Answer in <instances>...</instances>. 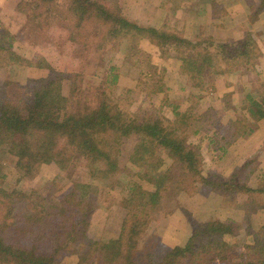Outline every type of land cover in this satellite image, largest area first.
<instances>
[{
    "label": "trees",
    "instance_id": "obj_1",
    "mask_svg": "<svg viewBox=\"0 0 264 264\" xmlns=\"http://www.w3.org/2000/svg\"><path fill=\"white\" fill-rule=\"evenodd\" d=\"M109 1L111 6L106 0H18L14 11L39 31L49 27L55 19L64 26L69 19L66 24L69 38L86 48L92 46L90 25H100L99 29L104 28L111 40L127 35L140 39L148 32L159 49V57L183 61L180 75L187 78L186 83L189 80L190 88L198 87L199 91L212 87L203 80L206 66H216L219 60L227 62L229 57L232 60L229 64L238 72L239 67L253 69L260 59V50L249 37L235 42V48L229 52L228 44L221 40L210 37L188 40L181 34L141 25L120 15L119 5ZM191 2L164 0L172 13ZM259 3V10L264 11V0ZM96 31L97 27L93 35ZM18 40L24 41L21 31L6 30L0 21V55L4 54L0 66L14 63L43 67L44 63H31L14 50ZM94 44L102 47V44ZM99 60L103 58L99 56ZM139 62V58L133 61ZM149 73L144 74L141 68V76L147 78ZM105 75L106 80L94 89L85 86L79 75L72 78L59 70L52 76L27 78L24 83L8 78L0 84V261L60 264L57 256L68 243H83L78 263L136 264L132 252L137 237L145 231V222L131 213L123 217L117 237L85 240L93 210V196L87 192L92 182L76 183L74 188L79 192L72 186L61 194L56 193L60 189L51 186L41 199L16 187L21 179L34 176L44 164H55L65 170L76 154L90 160L91 177L103 187L121 185L127 189L126 206L142 202L157 206L172 183L188 188L191 193L204 184L212 193L223 197L225 203L244 189V185L236 183L234 174L229 179H221L215 177V173L204 172L199 145L188 142L187 132L191 126L195 127L194 135L203 130L204 114L203 118L192 115L190 106L181 111L177 105H173L175 119L172 122L156 112L131 113L130 101L121 103L113 98L110 83L116 77L107 71ZM67 80H70L68 87L64 88ZM179 87L187 89L184 84ZM164 89L163 84H159L154 91L162 93ZM243 98L235 108L253 122H264V92L258 96L249 92ZM212 123L214 118L208 124ZM204 129L209 131V128ZM130 135L138 136L130 162L138 166L139 177L142 182L149 183L150 188H143L136 182L121 184L114 179L120 171L117 162L120 147ZM208 139L210 144L216 143L211 136ZM247 189L250 204L264 208L263 199L256 195H264V186ZM236 215L242 220L240 224L227 219L195 226L191 220L192 228L183 242L160 255L149 254L146 264H232L223 247V237L242 233L246 219L243 221V215ZM246 234L245 252L241 255L247 251L255 258L248 259L246 264H264V227L252 232L247 229Z\"/></svg>",
    "mask_w": 264,
    "mask_h": 264
},
{
    "label": "rangeland",
    "instance_id": "obj_2",
    "mask_svg": "<svg viewBox=\"0 0 264 264\" xmlns=\"http://www.w3.org/2000/svg\"><path fill=\"white\" fill-rule=\"evenodd\" d=\"M17 1L0 0V21L6 30L21 31L24 41H16L14 50L31 63L40 61L44 66L6 63L0 66V84L8 78L24 83L27 78L52 76L59 70L72 78L79 75L85 86L94 89L106 80L104 71H107L116 77L110 83L113 98L121 103L130 101L131 107L128 109L131 113L142 115L156 112L155 114L169 118L172 122L175 119L173 105L179 106L181 111L190 106L192 115L198 114L203 118L204 114V128H209V131L203 128L195 135L194 126L187 131L188 142L193 146L199 145L204 172L215 173L214 176L221 179H229L234 174V180L237 184L244 185V189L234 194V199L230 202L225 203L223 197L212 193L204 184H200L198 190L191 193L188 188L172 183L157 206L143 202L126 206L127 189L121 185L113 188L103 187L100 181L91 177L90 160L77 154L65 170H60L55 164H44L34 176L21 179L16 187L41 199L51 186L60 189L56 193L61 194L72 186L75 192H79L74 188L76 183L87 185L92 182L87 192L92 193L93 210L85 240L98 241L117 237L123 217L131 213L145 222V231L137 237L132 252L136 264H146L149 254L160 255L183 242L192 228V222L196 226L210 220L229 219L240 224L242 220L240 221L236 214L243 215V221H246L239 236L223 237L228 261L232 264H246L248 259H255L250 256V252L246 251L244 256L241 254L245 252L244 245L248 239L246 230L252 232L258 227H264V208L258 209L256 205L250 204L247 197L249 189L245 188L258 189L264 186L261 172L263 161H260L262 152L254 148V140H248L247 134L244 135L254 123L251 125L246 120L245 113L235 106H240L244 95L249 92L254 96L264 92V70H255L254 63L253 69L239 67L236 72L229 64L232 60L227 57V62L219 60L216 66L205 67L203 80L212 87L199 91L198 87L190 88L187 84L189 80L186 83L187 78L180 75L183 61L159 57V49L148 32L141 35L140 39L127 35L111 40L104 28L99 29L100 25H90L89 40L93 47L86 48L69 38L70 33L66 25L69 19L64 22L65 26L55 19L49 27L39 31L24 17L15 13L14 5ZM152 1L112 0L119 5L120 15L141 25H144L142 21L148 22L145 19L147 16L155 28L181 34L188 40L210 37L224 41L228 44L229 52L235 48V42L247 40L248 37L256 46L261 43L264 49V11L259 10L260 0H192L187 6L180 8L183 13L179 17L175 12L172 13L167 5L165 9L159 6L150 7L148 4ZM153 2L158 4L164 0ZM106 3L111 6L109 0H106ZM156 11H160L159 15H156ZM196 15L200 19L198 31L193 20ZM95 27L97 31L93 35ZM217 30L222 33L218 34ZM95 42L102 44V47L97 48ZM2 56L4 54H1L0 58ZM99 56L103 60H99ZM135 58H139L140 64L133 63ZM260 60L262 62V58L259 62ZM47 64L48 67H45ZM141 68L144 74L150 72V76H141ZM68 81L70 80L64 82V88L68 87ZM159 84L165 87L162 93L154 91ZM181 84L187 85V89H180ZM213 118L214 123L208 124ZM244 124L247 127L244 128ZM262 124L264 126V122ZM210 136L216 140L214 145L209 143ZM137 140L138 136L130 135L122 142L117 157L120 171L114 175V179L121 184L136 182L143 188H150V184L145 180L142 182L139 177L141 170L138 166L130 162V153ZM253 195L264 201V195ZM224 207L230 210L228 214H225ZM82 244L68 243L57 256V261L60 264H87L86 261L78 263ZM183 260L186 262V259ZM0 264L15 263L11 260H1Z\"/></svg>",
    "mask_w": 264,
    "mask_h": 264
},
{
    "label": "crops",
    "instance_id": "obj_3",
    "mask_svg": "<svg viewBox=\"0 0 264 264\" xmlns=\"http://www.w3.org/2000/svg\"><path fill=\"white\" fill-rule=\"evenodd\" d=\"M153 1H159V0H153ZM152 1V3L151 4H148L150 7H157L158 8V6L160 7V8H162V9H165L166 7H165V4H164V2H159L158 4L156 3V2H153ZM145 5V4H144ZM146 6V5H145ZM162 9L160 10V11H162ZM122 10H124V9H122ZM160 11H156V15H159V13H160ZM182 13H183V11H182V9H178L177 11H176V16L177 17H179L180 15H182ZM192 13H194V12H192ZM129 14V13H128ZM148 16H150V15H148ZM193 16V15H192ZM148 17L146 16L145 17V19L148 21V22H146V21H142L141 23L142 24H144V25H151V26H154L153 25V22L150 20H148L147 19ZM193 20H194V22L196 23H194L195 25V28H196V30L198 31V27H199V24H200V19H198V17H197V15L193 18ZM263 28V27H262ZM263 30H264V28H263ZM217 33L219 34V33H222V31H218L217 30ZM217 34V35H218ZM258 48H259V50H260V53H261V56H260V58H262V62H261V60H260V62L258 61L256 64H255V70H258V71H260V70H264V49H263V47L261 46V43H259V45H258ZM260 69V70H259ZM243 118H245V117H243ZM246 120H248L249 122H250V124L252 125L253 123V125L254 126H252V127H249L248 129H247V131L246 132H244V135L245 134H247L246 136L248 137V140L249 139H252V140H254V148L256 147V149L258 150H261V152H262V154H261V156H260V161H263L262 162V170L261 169H259V170H261V172H262V178H264V126H263V124H262V121H258L257 122V124L255 125V122H252L249 118H247L246 117ZM246 120H244V121H246ZM243 123V122H242ZM246 124H244L243 125V127L245 128V127H247V125L245 126ZM263 128H262V127ZM249 133V134H248ZM252 145V146H253ZM253 149V148H252ZM258 170V171H259ZM224 211H226V213L225 214H228V212L230 211V210H228L227 209V207H224Z\"/></svg>",
    "mask_w": 264,
    "mask_h": 264
}]
</instances>
